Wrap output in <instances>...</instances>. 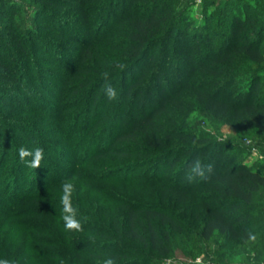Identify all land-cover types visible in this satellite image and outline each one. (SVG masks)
Listing matches in <instances>:
<instances>
[{"label": "trees", "instance_id": "trees-1", "mask_svg": "<svg viewBox=\"0 0 264 264\" xmlns=\"http://www.w3.org/2000/svg\"><path fill=\"white\" fill-rule=\"evenodd\" d=\"M34 1L39 6L35 10L39 29L23 34L14 31L5 16L0 18V99L27 105L36 98H49L50 87L57 82L56 90L67 85L66 103L48 119L47 106L40 109L50 123L63 122L64 130L76 119L65 114L83 104L79 113L87 108L85 112L91 114L107 106L96 123L120 121L125 128L110 146L90 157L108 162L97 178L73 172L66 176L67 181L80 177L82 188H75L72 203L82 209L77 214L81 236L75 238L65 229L61 196L56 204L43 191L36 202L53 215L57 232L36 225L32 209L14 211L18 203L11 204L0 210V216L6 214L0 221V259L12 264H104L112 258L114 264H149L154 253H170L168 230L178 231L180 226L176 214L161 204L131 200L123 185L135 184L136 179L120 176L128 165L160 173L149 180L162 189V199L186 196L201 204L208 212L199 227L203 239L218 231L239 240L242 250L264 253V236L248 230L255 196L264 192V172L254 171L224 150L232 144L216 142L207 133L196 134L185 125L192 112H199L205 118H223L237 128L243 141L255 145L264 139V0L255 5L237 0L225 7L218 17L223 32L209 24L201 31L194 29L182 0ZM43 66H52L66 77L49 74ZM108 83L116 89V99L106 95ZM6 122L0 119L2 130V123L9 126ZM16 132V139L27 140L21 128ZM123 158L130 161L117 165ZM197 162L205 170L203 176L192 172ZM171 172L173 178L167 179ZM190 177L199 178L196 187L188 182ZM28 179L23 175L13 191L33 190ZM96 181V187L89 183ZM111 205L122 212L121 219L109 212ZM18 217L25 220L19 222ZM163 227H167L164 235ZM15 230L54 236L49 243L55 242L58 249L50 253L30 247L48 244L47 238L36 237L28 239L30 245L21 254L10 237L1 240L3 233ZM88 244L97 246L93 253L85 248Z\"/></svg>", "mask_w": 264, "mask_h": 264}, {"label": "rangeland", "instance_id": "rangeland-1", "mask_svg": "<svg viewBox=\"0 0 264 264\" xmlns=\"http://www.w3.org/2000/svg\"><path fill=\"white\" fill-rule=\"evenodd\" d=\"M213 1L217 2V4L213 5ZM235 1L237 0H182V5L186 6L187 16L194 29L201 31L206 24H209L213 25L220 32H223L224 27L218 20V17L224 15V8L230 7L231 3H235ZM240 1L255 5V3L261 0ZM36 7L39 6L34 0H0V18L5 16L4 19L9 21V24L15 29L14 31H20V33L25 34L28 29H39L40 27L35 24L37 21L35 14ZM12 10H15L13 14L11 13ZM12 42L11 39L8 40V44H12ZM43 68L49 74L57 73V76L62 75L52 66H43ZM177 73H179V70ZM44 74L41 75L44 76ZM262 75L261 82L264 83V72H262ZM61 77L65 78L66 76L62 75ZM74 82L76 81L73 80ZM56 83L55 86L52 85L50 87L52 92H48L50 93L48 95L49 98H36L32 103H28L27 105L24 102L22 104H15L8 103L2 98L0 99V119L7 120L6 124L9 125L5 126L2 123V127L5 130H2L0 127V144L3 143L0 146V210L6 209V207L10 208L11 204L17 202L18 205L13 207L14 211L20 212L21 208L22 210L25 208L32 209L33 214L37 215V217H33L34 223L36 225H48L49 230H53L54 234L57 232V229H55L53 224V215L47 212V210H41L36 201L42 198H39L37 194L45 191V198L58 204V196L62 195V184L67 181L66 176L70 172L81 176L84 174L88 177L97 178L101 170L107 167L106 163L108 162H104L103 159L91 160L90 157L96 150L110 146L115 136L122 133L125 128V126L121 127L119 125L120 121L106 124L105 120L102 123H96L95 120L103 114L107 106L102 111L98 108L97 111L94 110L91 114L85 112L87 108H84L81 114L78 112V109L83 104L79 107L77 106L78 108L70 107L72 113L69 114V112L65 115L71 116L74 114L76 119L72 123H66L64 130L60 126L63 122L57 123L53 121V123H50L47 117L56 116L61 111L62 105L66 103L64 99L67 85L64 86L63 90H56L59 87ZM47 99L51 101H45ZM22 105L25 107L23 108ZM44 105L47 106V109ZM113 106L117 107V104L113 102ZM41 108H45L46 113L48 111V114L45 116L47 119L42 116L41 111L43 110H40ZM5 114H7L6 117ZM185 125L196 134L207 133L216 142L224 143L226 141L228 144H232V146L227 149L224 148V150L235 155L238 161L251 167L254 171L264 172V139L256 142L255 145H246L237 128L226 124L223 118H205L199 112H192L188 116ZM18 128L22 129L23 133H25L24 135L28 137L27 140L21 142V140L15 138ZM3 131L6 132L4 135H2ZM20 147L28 150L39 147L44 150V159L41 162L40 168L34 170L28 166L27 161L31 160V157H27L24 161L19 158L18 149ZM129 161L130 158H123L117 160L116 163L118 165L121 162L128 163ZM138 167L136 165L131 168L128 165L122 170L126 173H120L122 178L129 177V179L133 178L137 181H135V184L129 183L123 185V189H125L127 195L130 196L131 200L139 203L149 205L161 204L162 207L176 214L177 223L180 225L178 231L168 230L170 253L164 256L154 253L149 264H264V253H260L258 249L251 248L242 250L238 246L240 241L233 239L227 234L216 231L210 239H203L200 235L199 227L208 215L204 207L201 204H195L186 196L168 199V195L162 199V189L155 181L149 180L151 178L155 180V178L160 176V173L157 174V172L149 168L141 170ZM18 170L19 175L17 174ZM25 174L29 175L28 185L33 190H24V192L22 190H17L18 192L13 191V189H18L20 185L18 181ZM172 175L174 174L171 172L167 179L173 178ZM75 178L76 176L67 182L72 183L76 190H80L82 188L80 177ZM140 181L145 182L142 185ZM198 181L199 178L198 180L192 177L188 178V182H193L194 187L197 186ZM185 182L187 181L185 180ZM89 183L96 187L95 183L99 182ZM136 183H141V185ZM196 192L199 195H204V191L196 190ZM91 197L94 198L95 195H90ZM24 205L26 206L23 207ZM77 208L81 209L78 206ZM110 211L114 212L116 217L119 215L118 219H121L122 212L115 205H111ZM251 212L252 218L248 230L264 236V192L255 196ZM61 213L64 215L63 211H60V215ZM5 216L6 214L1 215L0 221L3 218L5 219ZM17 220L21 222L25 218L18 217ZM120 222L121 220H119ZM165 230H167V227H163L161 230L162 235H164L163 231ZM80 231L73 230L69 231V233L77 238L81 236L82 232ZM8 237L15 241L18 249L22 250L21 254L24 253L25 247L30 245L27 244L28 239L36 237L40 240L47 238L48 244H42V242L41 244L32 243L30 247L33 248L34 246L40 250L46 249L50 253H54L58 249L54 246L55 242H53L54 244L49 243V240L54 236L50 239L49 237H45L43 233L40 234L35 230L22 232L15 230L11 233H3L1 240ZM58 242L60 243V241ZM85 248H89L93 253L97 246L88 244ZM18 251L14 252V256L18 254ZM1 252L3 253L2 249H0V254ZM6 255H9V253L7 254V249L4 256L6 257ZM41 259L34 258L32 261H40ZM90 262L95 263V260H91Z\"/></svg>", "mask_w": 264, "mask_h": 264}, {"label": "clouds", "instance_id": "clouds-1", "mask_svg": "<svg viewBox=\"0 0 264 264\" xmlns=\"http://www.w3.org/2000/svg\"><path fill=\"white\" fill-rule=\"evenodd\" d=\"M123 68V65H120ZM105 79H107L108 74L105 73ZM104 91L109 99L117 98V91L114 87L111 86L110 83L106 84L104 87ZM19 158L24 161L27 157H31V160L27 161V164L30 168L38 169L41 166V162L44 159V150L42 148L36 147L32 150H28L24 147H20L18 149ZM211 166H209L210 169ZM192 172L203 176L204 170L202 169L199 162H197L193 168ZM75 191L74 185L70 182H63L62 184V195H61V204L62 211L64 213L62 219L64 221V226L66 230L69 231H80L82 230V225L80 221L77 219L78 208L73 206L72 197ZM255 239V237H253ZM0 264H12L11 261L7 259H0ZM104 264H114V260L112 258H108L105 260Z\"/></svg>", "mask_w": 264, "mask_h": 264}, {"label": "built area", "instance_id": "built-area-1", "mask_svg": "<svg viewBox=\"0 0 264 264\" xmlns=\"http://www.w3.org/2000/svg\"><path fill=\"white\" fill-rule=\"evenodd\" d=\"M244 143L246 144V145H254L252 142H250L249 140H244Z\"/></svg>", "mask_w": 264, "mask_h": 264}]
</instances>
